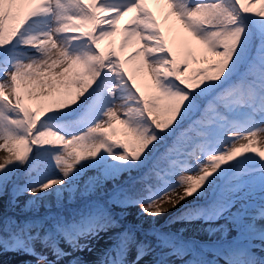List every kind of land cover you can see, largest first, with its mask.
<instances>
[{
    "label": "snow or ice",
    "instance_id": "6c2138e0",
    "mask_svg": "<svg viewBox=\"0 0 264 264\" xmlns=\"http://www.w3.org/2000/svg\"><path fill=\"white\" fill-rule=\"evenodd\" d=\"M151 2L174 21L167 34L149 0H0V197L52 195L61 209L0 227V255L53 264L35 249L41 232L57 259L110 234L95 264L157 249L150 264H264V0ZM130 207L153 221L178 209L173 222L201 221L206 238L141 235L119 216Z\"/></svg>",
    "mask_w": 264,
    "mask_h": 264
},
{
    "label": "rangeland",
    "instance_id": "374dc122",
    "mask_svg": "<svg viewBox=\"0 0 264 264\" xmlns=\"http://www.w3.org/2000/svg\"><path fill=\"white\" fill-rule=\"evenodd\" d=\"M120 34L118 33L116 38H119ZM193 66H197V65H193ZM4 153V154H3ZM7 153L0 149V157H3L4 155H6ZM40 159H34V162L32 164V167L34 169L33 165L38 164V160ZM138 172H134L132 174L136 175ZM95 176V173L93 171H88L85 173V175L81 178L80 180V184L81 186L85 184V182H90L89 178ZM127 179H129L127 176L123 177L120 181V183H124ZM112 186L111 184L107 185V182L105 184V186L103 188H105L103 190V188L100 190V192H104L105 190L110 189ZM4 196V195H3ZM49 196H45L44 199H36V209L39 210L40 212L45 211L46 209H48V205H51V207L56 206V203H50L48 204L46 199ZM55 198V197H54ZM4 197H0V214L4 213L8 207L12 208L14 210L19 209L21 206L23 208H28L31 205H34L35 202H33V200L27 195V194H18L15 198H13V202L12 200H10V198H6L5 201H3ZM68 202L67 200L64 201V203ZM188 204L191 203V200H189L187 202ZM14 204V205H13ZM139 209L136 207H130L128 208L126 211L120 212L122 213V217L121 221L122 223H124L126 226L128 227H132L134 225H143V229L141 232V235H143L145 230H148L150 226L155 227V228H160L162 230H174L172 229V227L174 226V224L180 223V222H187L190 220H183L180 218L176 219V222H173V217H178V209H173L172 211L165 213L164 215H162L161 217H158L155 221L152 220L151 217H146V221L145 224H142L140 221L145 218L143 216H139L138 213ZM191 222H201L198 220H191ZM264 223V222H261ZM110 234L109 235H102V238L100 239H95L92 240L89 244V246L92 248V251H88L87 249L83 250V251H77L72 253L71 256H65V257H61L60 259H57L56 256L54 255L53 251L47 247L46 245H43V243H41V236L40 239H38L35 242V249L38 253H42L44 256L47 257L48 260L52 261L53 264H69L70 260H79L81 262V264H95V261L98 258L102 257V254L104 252L101 251L99 253H94L100 250V245L103 241H106V239H109ZM49 242V240H47ZM64 242V243H63ZM60 244H64V249L66 251H71V249L69 248L68 244L63 241ZM83 243H88V241H82ZM154 243V242H153ZM256 243H259L258 241ZM157 252L159 254V249H157ZM28 259V260H27ZM131 259V257H130ZM29 262H31V264H44V261H38L37 257L35 255H26L22 252H5L2 255H0V264H29ZM144 262H148L143 261L142 264ZM176 263H180L179 260L175 261ZM148 264V263H147ZM150 264V263H149Z\"/></svg>",
    "mask_w": 264,
    "mask_h": 264
},
{
    "label": "bare ground",
    "instance_id": "6f19581e",
    "mask_svg": "<svg viewBox=\"0 0 264 264\" xmlns=\"http://www.w3.org/2000/svg\"><path fill=\"white\" fill-rule=\"evenodd\" d=\"M148 6L151 7L153 9V11L156 13L158 20L160 21L162 27L164 28V30H165V32L167 34L168 33V26L172 25L174 23V21L173 20H169V21L166 22L164 20V18H163V15L161 14V6H158V5L154 4V3H152L151 0H149ZM253 6L258 8L259 7V3L256 2ZM124 19L126 20L127 17H125ZM123 23H124V20L121 21V25H123ZM175 27H177V28L179 27L178 22H175ZM119 40H120V37L116 38L117 44H119ZM131 50H132L131 48L127 49L126 52H125V55L127 54V52H129ZM46 201H47L48 204H50L52 202L56 203L55 198L52 195L50 197H48L46 199ZM145 221H146V217L143 218L140 222L142 224H145ZM204 226L205 225L202 222H183V223L174 224L173 228L177 229L178 231H180L184 235L193 236V237H196L198 239H205L206 237H205V234L203 232ZM109 243H110V241L108 239H106V241H103L101 243L100 250L97 251V252H94V253L97 254V253L103 251L108 246ZM256 248H257V245L253 248V251L256 252L257 254H259L260 258L264 257V251H261L260 246H259L258 249H256ZM156 255H157V251L152 256L145 257L144 261L147 260L148 262H144L143 264H147V263L149 264L152 260H155L156 259Z\"/></svg>",
    "mask_w": 264,
    "mask_h": 264
},
{
    "label": "trees",
    "instance_id": "16d2710c",
    "mask_svg": "<svg viewBox=\"0 0 264 264\" xmlns=\"http://www.w3.org/2000/svg\"><path fill=\"white\" fill-rule=\"evenodd\" d=\"M20 183H23V182H21V181H19Z\"/></svg>",
    "mask_w": 264,
    "mask_h": 264
}]
</instances>
